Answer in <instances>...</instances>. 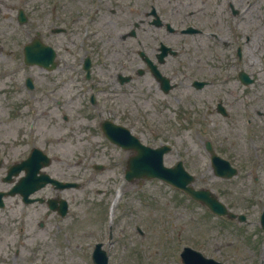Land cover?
Instances as JSON below:
<instances>
[{"label":"flooded vegetation","instance_id":"flooded-vegetation-1","mask_svg":"<svg viewBox=\"0 0 264 264\" xmlns=\"http://www.w3.org/2000/svg\"><path fill=\"white\" fill-rule=\"evenodd\" d=\"M217 7L219 10H216ZM227 11L232 12L231 3H228L226 10L223 0H0V48L9 39L17 45V53L22 61L25 43L35 38L53 51L52 60L47 62L50 69L38 64L34 66L36 78L39 81L46 79L50 86L29 88L22 81L24 86L0 88V93L15 97V101L11 102L10 119L23 120L20 111L28 99L43 105V114H46L52 102L61 101L55 98L57 91L65 105L83 107L88 100L94 106L110 109L112 102H117L115 95L118 90L113 89L114 85L138 82V85H131L133 92L141 93L153 108L171 103L167 97L174 90L171 99L181 101L184 107L185 102L191 106V111L183 110L179 117L185 120L190 115L193 125L190 137L194 143V187H207L220 194L231 209L244 201L239 212L246 209L249 212L253 207L248 205L252 190L242 194L238 192L240 202L235 200L232 204L223 195L222 188L212 185L203 177L208 170L214 174L213 155L228 160L237 169L236 174L255 175L257 184L256 175L264 174V55L258 54L255 49L264 38L262 30H258L255 24L237 22L232 26L221 23L230 20L231 15ZM239 11L237 9L232 14L237 15ZM117 20L124 22L117 23ZM167 23L173 30L167 27ZM187 27L197 31L183 32ZM113 31H118L116 37ZM199 34L208 38L211 68L208 71L189 69V58H184L185 53L191 51V40H198L192 35ZM25 36L27 41H24ZM77 42L80 43L79 47ZM163 46L171 49L162 58ZM39 49L36 44L33 46L34 53H38ZM169 57L175 58V61L167 67ZM256 61L260 64L259 70L245 68L244 63ZM155 70L173 82L169 93L163 91L161 79ZM17 73L16 70L9 72V76L16 78ZM58 78L66 79L69 87L52 86ZM143 78L147 79L146 85L141 83ZM194 82H202V85ZM26 90L35 93L29 98L24 92ZM120 92H126V89ZM32 111L36 113L35 109ZM231 126L241 131L243 153L236 150L235 142L229 137L228 128ZM40 138L36 135H19L16 138L17 162L24 160L35 146L51 156L52 139L49 136ZM1 143L0 140V168L3 167L5 173L10 163H6L7 153ZM37 158V162L43 164L44 159ZM201 158L206 163L201 164ZM51 165L52 160L46 167L40 168L38 174L43 170L51 175ZM216 168L224 167L217 161ZM61 171L65 177L62 180H66L68 173L64 168ZM21 175L22 170L18 179ZM10 186L0 182V192H6ZM44 186L51 190L46 198L52 197L58 203L54 185L47 183ZM261 187L258 188V202L264 208V188ZM1 200L0 250L6 249L10 256L16 257L23 247V238L19 237V233L23 234V226L18 224L22 223L21 214L26 205L17 194L3 196ZM56 209L45 208L48 213L44 217L51 216L47 221L49 232L44 236L48 237L49 246L44 238H39L41 241L35 242L32 253L56 257L63 254L58 232L64 234L66 229L57 223V219L62 218ZM253 214H249V217ZM256 222V219L247 220L248 224ZM37 225L39 228L46 227L44 220H38ZM8 236L10 241L4 240Z\"/></svg>","mask_w":264,"mask_h":264},{"label":"rangeland","instance_id":"rangeland-1","mask_svg":"<svg viewBox=\"0 0 264 264\" xmlns=\"http://www.w3.org/2000/svg\"><path fill=\"white\" fill-rule=\"evenodd\" d=\"M231 1L234 5L240 4L243 7L242 11L245 13L240 16L244 17L248 13L251 23H259L254 0ZM216 10L219 8L217 7ZM123 22L117 20V23ZM232 23H235L234 19ZM117 33L118 31H113L115 37ZM192 37L199 41L191 40L190 42L191 51L189 50L184 55V58H189L191 63L188 62L187 66L190 69L191 65V69L194 71L211 70L208 59L210 48L207 39L203 36ZM10 46L11 43L8 39L0 53V66L7 71L12 69L15 65L14 61H16L13 54L7 51ZM27 69L32 70V68ZM39 82L36 85L50 84L46 79ZM146 82L147 79H141L143 85H146ZM0 83H6L5 87L9 86L8 79L0 78ZM132 84L138 85V82L134 81ZM114 88L118 90L115 97L118 107L131 110V114H129L131 123L127 125L131 131L138 135L143 142L151 145L158 144L160 139H169V142H166L171 145V150L165 156V162L170 164L179 153L185 152L188 165L194 169V160L192 159L194 146L189 137L191 132L186 127L178 125L173 119L175 112L172 108L180 109L181 103L172 99V104L169 107L155 110L141 93L133 92V88L129 84L123 87L114 85ZM152 88L155 87L152 86ZM121 89H126V92H120ZM12 101H15L14 96L0 93V140L9 146L12 144L8 141L19 134L17 127L21 124L19 120L10 119ZM136 102H139V105L135 106ZM27 108V106H23V112H26ZM84 113L79 105H74L72 108L57 106L50 108L48 116H44L38 124H34V127H39V137L41 136L42 139V137L49 136L52 139L50 147L57 151L54 155H58V158L52 160V165L49 168L60 175L62 167L67 164L71 175L77 178L81 176L84 180L80 188L62 190L71 203V210L64 221L67 226L65 235L67 237L61 238L63 253L69 259V264H86L85 255L79 250L87 247L88 242L94 240L105 242L108 264H181L179 252L183 246L187 245L196 248L205 256L229 264H264V253L252 254L249 248L244 245L245 239L240 231L230 227L224 219L204 214L203 209L193 206L191 201L186 199L180 201L178 192L173 187L155 178L144 180L140 184L124 182L122 168L125 164L127 151L104 142L99 132L90 133L89 129L96 128V123L91 124L89 120H86L87 117ZM147 117L153 123H150ZM27 125L26 123V131L29 130ZM228 131L231 141L235 142L236 150L243 153L244 146L241 141L240 129L231 126ZM80 136L85 137L81 140ZM86 147L91 153L87 154L88 159L84 163L86 171L82 173V168L78 166L82 165L81 162L75 161L78 159V154L82 152V148ZM15 153V151H11L8 156L12 157L11 155ZM90 154H93L92 158H90ZM199 162L202 164L203 159L201 158ZM69 163L70 165H68ZM95 163H101L104 167L94 169L93 164ZM254 176L253 174H235L230 180H220L210 170L203 174V177L212 185L222 188L223 195L232 204L235 200L237 203L240 202L238 192L242 194L252 190V194H254L255 188H262L261 186L264 188V174L256 175L258 184L255 182ZM96 188L103 189L105 192L98 194L94 191ZM103 203L108 205L109 211H112L110 216L109 213L105 215ZM240 205L235 206L234 209L238 210ZM41 213L42 209L32 205L31 214L27 220L28 222L33 220L26 223L29 225L27 231L30 233L26 239L33 241L34 235L31 232V227H36L34 220L37 216L42 217ZM102 215L105 216L102 218ZM109 221L112 227L110 239L106 236ZM100 228L98 236L97 231ZM138 228L141 229V232ZM45 229L48 231L47 227ZM90 230L94 231L97 236L88 239L91 237ZM9 238L10 236L4 240L8 241ZM44 241L49 246L48 237H45ZM0 245L2 246L1 242ZM57 245L60 247L59 244ZM28 255L23 249V254L12 257L9 251L2 249L0 250V264H23L22 259L24 260ZM48 257L51 258V254ZM49 261L51 263V260Z\"/></svg>","mask_w":264,"mask_h":264},{"label":"water","instance_id":"water-1","mask_svg":"<svg viewBox=\"0 0 264 264\" xmlns=\"http://www.w3.org/2000/svg\"><path fill=\"white\" fill-rule=\"evenodd\" d=\"M136 143L132 144L138 150L136 156L130 158L128 162V167L126 170V177L130 178L131 175L153 177L158 176L174 184L175 186L183 185L185 180L183 179V174H186L175 165L173 167H163L161 163L162 152L167 150L165 148L149 149L143 144L135 140ZM186 179V181H189ZM187 190L192 193L191 188L188 187ZM215 203V202H214ZM185 251H187L185 249ZM184 256V253L182 254ZM208 262V261H205ZM97 264H106V258L104 256L103 262H97Z\"/></svg>","mask_w":264,"mask_h":264}]
</instances>
